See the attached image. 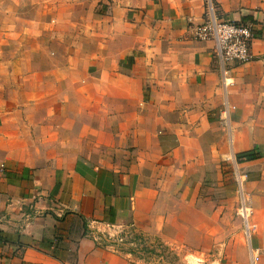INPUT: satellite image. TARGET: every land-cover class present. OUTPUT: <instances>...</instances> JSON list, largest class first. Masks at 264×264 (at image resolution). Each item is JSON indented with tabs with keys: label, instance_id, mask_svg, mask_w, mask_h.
I'll list each match as a JSON object with an SVG mask.
<instances>
[{
	"label": "crops",
	"instance_id": "obj_1",
	"mask_svg": "<svg viewBox=\"0 0 264 264\" xmlns=\"http://www.w3.org/2000/svg\"><path fill=\"white\" fill-rule=\"evenodd\" d=\"M211 1L223 20L261 32L227 87L212 43L192 38L204 0H109L120 26L109 61L131 59L124 77L107 81L116 102L72 115L61 93L41 99L53 108H21L29 122L0 147V264H141L100 241L128 227L151 242L220 245L214 264H248L242 236L231 234L238 174L260 214L252 245L264 248V0ZM224 103L235 111L229 129ZM250 152L259 158L233 161Z\"/></svg>",
	"mask_w": 264,
	"mask_h": 264
},
{
	"label": "rangeland",
	"instance_id": "obj_2",
	"mask_svg": "<svg viewBox=\"0 0 264 264\" xmlns=\"http://www.w3.org/2000/svg\"><path fill=\"white\" fill-rule=\"evenodd\" d=\"M113 7L109 0H0L1 148L13 146L16 128L29 122L31 116H21V108H26L28 114L39 103L54 107L52 100H41L44 97L67 95L72 115L76 109L95 111L116 102L107 81L111 72L124 77L131 59L115 53L114 61H109L113 33L120 30L111 18ZM213 62L222 79L214 59ZM233 109L223 104L219 117L223 129H229L228 112L234 113ZM244 158L236 155L233 161L241 163ZM231 159L227 166L232 165ZM234 167L229 170L231 174ZM235 183L230 197L237 199L232 219L237 221V227L233 225L231 234L239 231L248 248L236 213L237 177ZM259 217L255 213L250 219L253 241L261 225ZM114 252L132 254L141 264H214L213 254L217 253L218 258L223 255L220 245L201 251L196 244L189 247L151 242L132 229L125 230Z\"/></svg>",
	"mask_w": 264,
	"mask_h": 264
},
{
	"label": "built area",
	"instance_id": "obj_3",
	"mask_svg": "<svg viewBox=\"0 0 264 264\" xmlns=\"http://www.w3.org/2000/svg\"><path fill=\"white\" fill-rule=\"evenodd\" d=\"M260 37L261 32L259 28L252 22H228L223 20L218 8L211 0H204L202 21L192 29V38L195 41H209L212 43V57L222 74L224 87L229 85L226 77L229 71L253 61L251 46ZM245 182L246 175L238 174V204L236 213L243 226L248 245V264H262L264 248L252 245L250 219L254 216L255 212L244 194L243 185ZM127 229H131V227L118 230V232L112 235L100 237L102 246L114 251L115 244L122 240Z\"/></svg>",
	"mask_w": 264,
	"mask_h": 264
},
{
	"label": "trees",
	"instance_id": "obj_4",
	"mask_svg": "<svg viewBox=\"0 0 264 264\" xmlns=\"http://www.w3.org/2000/svg\"><path fill=\"white\" fill-rule=\"evenodd\" d=\"M244 160L245 161H252V160H256L259 158V154L257 152H250V153H246L244 154Z\"/></svg>",
	"mask_w": 264,
	"mask_h": 264
}]
</instances>
